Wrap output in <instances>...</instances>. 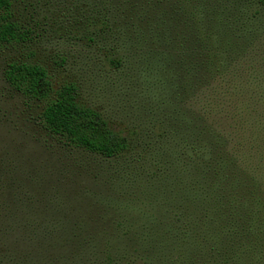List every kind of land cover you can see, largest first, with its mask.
<instances>
[{"label":"trees","instance_id":"1","mask_svg":"<svg viewBox=\"0 0 264 264\" xmlns=\"http://www.w3.org/2000/svg\"><path fill=\"white\" fill-rule=\"evenodd\" d=\"M79 1L87 9L78 21L96 25L113 51L110 67L131 60L138 76L146 66L167 83L176 74L179 102L192 97L198 106L182 108L184 157L168 168L183 179L160 188L154 174L159 183L147 192L120 195L118 209L138 210L137 223L117 214L87 241L73 234L71 255L86 248V264H264V0ZM18 2L0 0V53L35 40L17 18ZM4 78L27 100L50 98L40 63L9 57ZM77 95L75 85L60 86L39 114L42 127L69 152L132 157V140Z\"/></svg>","mask_w":264,"mask_h":264},{"label":"rangeland","instance_id":"2","mask_svg":"<svg viewBox=\"0 0 264 264\" xmlns=\"http://www.w3.org/2000/svg\"><path fill=\"white\" fill-rule=\"evenodd\" d=\"M18 4L17 18L33 26L35 40L0 53V264H86V248L71 255L73 234L87 241L89 233L111 226L117 214H131L137 223L138 210L118 209L125 197L120 195L147 192V185L159 183L154 174H161L160 188L183 179L168 168L184 157L179 154L187 137L182 108L196 110L198 103L192 97L185 105V98L179 102L176 74L167 83L161 74L146 72V66L138 76L131 60L123 68L110 67L113 51L96 34L97 26L78 21L79 11L87 9H80L79 0ZM9 57L45 66L52 82L48 100H27L8 85ZM66 84L75 85L82 105L132 140V157L104 161L69 152L42 127L45 103ZM166 169L170 173L162 174ZM151 195L141 199L142 208Z\"/></svg>","mask_w":264,"mask_h":264}]
</instances>
